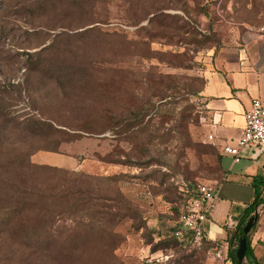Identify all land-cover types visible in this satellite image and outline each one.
Here are the masks:
<instances>
[{
  "label": "rangeland",
  "instance_id": "374dc122",
  "mask_svg": "<svg viewBox=\"0 0 264 264\" xmlns=\"http://www.w3.org/2000/svg\"><path fill=\"white\" fill-rule=\"evenodd\" d=\"M263 23L264 0H0V264H219L173 234L220 178L204 73Z\"/></svg>",
  "mask_w": 264,
  "mask_h": 264
},
{
  "label": "crops",
  "instance_id": "0c3cea01",
  "mask_svg": "<svg viewBox=\"0 0 264 264\" xmlns=\"http://www.w3.org/2000/svg\"><path fill=\"white\" fill-rule=\"evenodd\" d=\"M264 86V37L249 33L236 46L221 49L204 73L200 92L201 127L212 134L220 173L214 181L215 203L203 225L209 245H219L225 253L234 248L229 241L234 229L227 222L236 223L254 197L252 179L264 175V155L253 158L244 151L239 158L222 153L225 146H234L244 128V115L253 99L261 96ZM253 256L264 264V207L259 209L256 228L249 238ZM245 264H250L244 260Z\"/></svg>",
  "mask_w": 264,
  "mask_h": 264
},
{
  "label": "built area",
  "instance_id": "2783aa9c",
  "mask_svg": "<svg viewBox=\"0 0 264 264\" xmlns=\"http://www.w3.org/2000/svg\"><path fill=\"white\" fill-rule=\"evenodd\" d=\"M257 33L264 37V23L257 29ZM200 123H205L202 116ZM205 142L215 147L212 134L204 136ZM244 151L251 153L253 158L264 155V86L260 97L251 101L250 107L244 115V128L234 146H225L222 153L233 158H239ZM215 188L206 184H196L188 193L181 207L179 216V228L174 237L181 244L213 258L219 264H227V253L219 245H209L208 237L203 229L214 203ZM229 229H234L236 223L232 220L227 222Z\"/></svg>",
  "mask_w": 264,
  "mask_h": 264
},
{
  "label": "trees",
  "instance_id": "16d2710c",
  "mask_svg": "<svg viewBox=\"0 0 264 264\" xmlns=\"http://www.w3.org/2000/svg\"><path fill=\"white\" fill-rule=\"evenodd\" d=\"M130 116L134 118V120L136 121V125L139 126V125L142 124L143 120L145 119V117L147 115H146V112H145L144 108L140 107L138 110L133 112ZM126 128H129V126H126L124 128L122 134H127L126 132L129 129H126ZM141 133H142V130H137L136 132H134L132 135L129 136L130 138H128L129 139V144L131 145V151L133 153H135L133 155H135V157L138 160H140V159H142V158H144V157L149 155L147 145L143 142V138H142V134ZM252 186H253V189H254L253 200L243 210L241 216L238 218L236 227L234 228L233 232L230 234L229 241L231 243H233L234 248L229 250L227 264H238V261H237V258H236V250L238 248L239 240L244 237L243 228L245 227V225H246L247 221L249 220V218H251L255 213L258 214L259 209L264 207V175L263 176L254 177L252 179ZM190 190L187 191L186 197L188 196V193L190 192ZM73 195H76V192H72V190H67V191H65L63 193H60V194H50L49 196H46L45 194H42L40 196L44 200L46 199V200L54 201V203H55L54 206L56 207L63 200L71 201ZM31 203H33V202L31 201ZM71 203L72 204L69 206V208H71V209L82 208V209L88 210V207L91 205L90 201L87 202L85 200L84 201H79V202L77 200H73ZM24 205L26 206V204H24ZM28 207L30 208V207H34V206L29 205ZM100 215L101 216L99 217V219H104L103 215H105V217L107 219H110L111 222L115 221V219L117 218L116 214H110V213H106V212H103ZM16 217H17L16 214H13V216L11 218L8 217L7 224H9L12 221H14V219ZM59 217H60V214L57 212L56 214L54 213V215L50 219L53 220V218H59ZM16 224L17 223H16V220H15L14 225H12L13 226L12 230H14V232L18 231V225H16ZM256 225H257V221L254 223L252 229L250 230V232L245 237V239H246V254H245L244 260H247V262L250 263V264H259L257 262V260L253 256V251H252V249L250 247V242H249L250 234L256 228ZM42 227L43 228L40 227V230L45 235V233H47V231L45 232V229L47 228V224L43 223ZM26 230L34 232L35 231V226L33 224H31V226H29L28 229H26ZM26 230H19V231L25 232ZM80 231L81 232H79V235L82 236V237H86L88 235V233H89V232H87V230H80ZM95 233H97V232H95ZM41 243H42L43 246L49 247V241H47V239H45V238H44V240L42 239ZM244 260H243V262L241 264H245Z\"/></svg>",
  "mask_w": 264,
  "mask_h": 264
},
{
  "label": "water",
  "instance_id": "95a60500",
  "mask_svg": "<svg viewBox=\"0 0 264 264\" xmlns=\"http://www.w3.org/2000/svg\"><path fill=\"white\" fill-rule=\"evenodd\" d=\"M257 219H258V214L255 213L251 218H249L245 227L243 228L244 237L239 240L238 248L236 250V258H237L238 264H241L245 258V254H246V239H245V237L250 232L254 223L257 221Z\"/></svg>",
  "mask_w": 264,
  "mask_h": 264
}]
</instances>
